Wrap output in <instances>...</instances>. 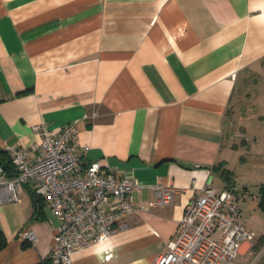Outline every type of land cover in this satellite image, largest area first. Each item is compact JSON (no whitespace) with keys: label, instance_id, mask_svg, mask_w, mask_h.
Wrapping results in <instances>:
<instances>
[{"label":"crops","instance_id":"1","mask_svg":"<svg viewBox=\"0 0 264 264\" xmlns=\"http://www.w3.org/2000/svg\"><path fill=\"white\" fill-rule=\"evenodd\" d=\"M261 65L264 0H0V148L75 123L81 166L130 176L144 211L73 264H150L202 187L227 188L228 108ZM158 184L178 190L169 205L152 204ZM17 195L0 193V264H35L59 222L31 184Z\"/></svg>","mask_w":264,"mask_h":264},{"label":"built area","instance_id":"2","mask_svg":"<svg viewBox=\"0 0 264 264\" xmlns=\"http://www.w3.org/2000/svg\"><path fill=\"white\" fill-rule=\"evenodd\" d=\"M31 130L39 135L37 145L3 150L13 175L9 177L0 165V193L18 202V189L31 184L59 222L49 255L53 264H73L75 251L124 229V217L144 211L133 200L138 185L130 176L117 175L99 162L82 167L80 160L88 147L72 145L75 123L54 132L44 124L33 125ZM177 191L156 185L152 204L169 205ZM24 240L33 245L37 237L29 231ZM254 240L232 190L207 184L185 206L174 238L150 264H238Z\"/></svg>","mask_w":264,"mask_h":264},{"label":"rangeland","instance_id":"3","mask_svg":"<svg viewBox=\"0 0 264 264\" xmlns=\"http://www.w3.org/2000/svg\"><path fill=\"white\" fill-rule=\"evenodd\" d=\"M256 71L255 78L241 85L234 95L226 118L225 143L238 149L229 159V182L241 208L242 221L255 234L238 264H264V246L255 251L264 241V212L257 207L258 194L264 186V65Z\"/></svg>","mask_w":264,"mask_h":264},{"label":"trees","instance_id":"4","mask_svg":"<svg viewBox=\"0 0 264 264\" xmlns=\"http://www.w3.org/2000/svg\"><path fill=\"white\" fill-rule=\"evenodd\" d=\"M0 165L3 167V169L6 171L7 175L9 177H11L13 175V169L12 166L8 160V157L6 155V153L0 148ZM229 173L230 171L228 169H223L222 170V179H224L226 181L227 184V188L230 187V189L232 190V192L234 193V190L232 188L231 182H229L230 178H229ZM259 201L257 204V207L259 210H261L262 212H264V186H261L260 191H259ZM7 245V240L4 237V235L0 232V251L2 249H4ZM29 245L26 243V241H23L21 244L22 248H27ZM264 246V241H261V243L258 244V247L255 249V251H258L259 247ZM35 264H53L52 259L50 258V256H48L46 259L35 263Z\"/></svg>","mask_w":264,"mask_h":264}]
</instances>
